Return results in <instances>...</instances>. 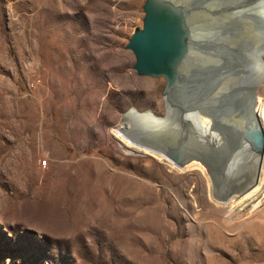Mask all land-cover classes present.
<instances>
[{
	"label": "rangeland",
	"instance_id": "rangeland-1",
	"mask_svg": "<svg viewBox=\"0 0 264 264\" xmlns=\"http://www.w3.org/2000/svg\"><path fill=\"white\" fill-rule=\"evenodd\" d=\"M144 2L0 0V264H264V194L232 191L252 148L214 187L199 161L178 169L126 138L134 118L167 119L164 80L136 76L126 49ZM255 3V23L233 30L247 56L260 48L239 87L264 72ZM217 22L219 37L231 22ZM248 93L258 112L264 80Z\"/></svg>",
	"mask_w": 264,
	"mask_h": 264
},
{
	"label": "water",
	"instance_id": "water-1",
	"mask_svg": "<svg viewBox=\"0 0 264 264\" xmlns=\"http://www.w3.org/2000/svg\"><path fill=\"white\" fill-rule=\"evenodd\" d=\"M208 2L210 0H145L142 26L134 30L126 49L134 56L132 68L136 76L164 80L161 98L170 124L162 127L164 135L142 134V125L138 122L131 123L129 132L136 135L134 145L165 155L178 169L193 160L199 161L215 187L213 171L217 172L218 166L221 176L223 165L233 162L238 154H249L246 148H241L242 140L237 142L241 133L251 136L259 151L263 137L259 131L258 142L257 136L246 129L247 116L243 108H239L234 92L229 91V103L208 97L207 90L216 85L206 81L213 71L217 72L206 64L211 54L208 45L221 39L215 31L217 20L211 19L214 25L207 27L202 18ZM201 30L210 33L209 36L206 38ZM198 32L202 33L201 37H197ZM235 69V81L229 82L233 85L231 90L238 81V68ZM122 117L124 121L125 116ZM253 118L257 120L254 115ZM234 125L240 130L234 137L236 141L232 139L228 145V139L233 137V132L230 131L231 135L228 132ZM159 141L162 143L158 144Z\"/></svg>",
	"mask_w": 264,
	"mask_h": 264
},
{
	"label": "bare ground",
	"instance_id": "bare-ground-1",
	"mask_svg": "<svg viewBox=\"0 0 264 264\" xmlns=\"http://www.w3.org/2000/svg\"><path fill=\"white\" fill-rule=\"evenodd\" d=\"M253 1L254 0H217L215 4H213L212 2H208L206 4V7H207L206 13H205V15H202L204 23L207 25V27L210 26L209 24L212 23L213 19L214 20L216 19L217 21H219L221 23V25L231 22L230 26H226V28L224 29V31L221 35V39L218 41L219 43L221 42L222 45H219V47H218L216 45L217 43L211 42V44H210V42H208V44H210V45H208V47H209V50L211 51V56L217 58V59L214 58V60H213L212 57L209 56L211 58V61L207 62L208 66H209L208 68H210V69L215 68L218 74L216 75L215 73H212L211 75L213 77L208 76V81H206V82L209 84L211 83L213 85L215 84L216 87H212V88L208 89L207 94H208V97H212L215 100H218V101L223 102V103H227V102L229 103L230 102L231 99L229 100V98L227 97L229 94V91L227 92V88L229 87V89L231 90V86H233V85H231V83H229V82L235 79V78H231L230 75H228L229 73L227 70L229 68H231V66L234 67L236 65L235 67L238 68L237 71L242 72V74L243 73H245V74L249 73L250 74L249 71H251V70H249V69L252 68L251 63L254 62V61L250 60V57L254 56L256 51H258L260 49L258 47V45H256L257 47L255 49H257V50L255 51V53H253V54L249 53L250 55L247 56L244 52H242L241 48H239L240 46L239 45L237 46V43L235 42V38H236L234 35L235 33H233L234 28H238V30L240 29L239 31H241V28L242 29L245 28L250 23H252V24L255 23L253 21V19H254L253 18V16H254L253 12L256 10V3L255 2L253 3ZM225 4L228 5V7L232 10V12L220 14L218 12V7L221 5L226 6ZM209 15H210V17H209ZM230 17L235 18V20L234 21L230 20L229 19ZM220 23H219V25H220ZM201 32L206 35V38L209 36V34L206 31L201 30ZM202 33L198 32L197 37H201ZM236 35H238V34H236ZM242 36H243V34H242ZM252 37H254V36H252ZM225 41H227L229 43V45H225L224 44ZM244 41H245V39H244ZM251 42H253V40ZM249 47H251V48L255 47V44L251 45V43H250ZM249 50H251V49H249ZM248 52H250V51H248ZM246 56H247V58H245ZM207 60H208V58H207ZM253 65H254V63H253ZM217 66L219 67V69H217ZM257 67H259V66H257ZM253 75L255 76V74H253ZM217 77H218V80L216 79ZM250 78L252 79V77H250ZM263 80H264V72L261 75L256 77L255 81L253 82L254 84L251 83V84L246 85V86L243 85L244 87H239V86L235 85L234 88L231 90L232 92L235 93L236 97H238L237 101L240 102L239 105H241V107L243 108L242 112L244 114H246L245 116H247V118H248V115H249L248 110H250V112L252 113L249 115L248 119L250 120V123L252 124L253 130L251 129L252 130L251 131L248 127L246 129L249 130V133H252L255 136H257L256 138H257L258 142H260V140L258 139L259 136L257 135V133L259 131L261 132L262 137H263V147L260 151L256 147V144L254 146V144H253L254 142H250V144H249L248 141H246V138L247 137L251 138V136H246V134H244V132L241 133V134H243L242 137L237 140V142L242 140L241 143L243 146H249L250 148H252L251 149V157L250 156L247 157L248 160L244 161L243 166H245V167H243L244 170H242L240 173L242 180L246 176L249 175L247 179L245 178L247 181L241 187L238 186L239 188H236V189L234 188V190L232 189V191H237V193L240 190L246 191L242 196H240L239 201L241 199H243V197L245 199H247L248 197L250 198L249 195H251L255 199V198H258L260 195L264 194V99H263L262 104L259 108V111L257 112V109H255L252 106L251 98L249 97V93H248V88L255 86L256 84L259 85ZM222 81H224V82H222ZM246 111H247V113H246ZM146 114H148V116L151 115L149 113H146ZM253 115L256 117V119H257L256 121L254 120ZM165 116L167 118L166 120L158 121V122H153L152 119H150V117L143 119V120H139V119L134 118L133 123L138 122L139 124L142 125V130H143L142 134L145 133V134H152L153 135L155 133H159L162 135L163 131H164L162 129V127H166V126H168V124H170V119L168 118V114H166ZM238 130H240V129L237 125H234L231 127V130H229L228 134H230L231 133L230 131H232L233 137L232 138L230 137V139H228V143H227L228 145L231 144L230 142L232 139H233V141H236L234 139V137H236V135L238 134ZM126 138H127V140H131L133 142L134 138H136V137H132L129 134H127ZM227 138H228V136H227ZM159 143H162V142L159 141L158 144ZM160 155H162L164 158H166L168 161H170L169 158H167L165 155H163V154H160ZM234 173H236V172H234ZM239 183H240V181H239ZM247 195H248V197H247ZM251 203L253 204L252 201H251Z\"/></svg>",
	"mask_w": 264,
	"mask_h": 264
}]
</instances>
